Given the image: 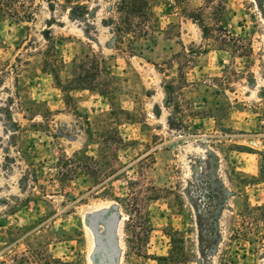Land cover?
Wrapping results in <instances>:
<instances>
[{
	"label": "rangeland",
	"instance_id": "374dc122",
	"mask_svg": "<svg viewBox=\"0 0 264 264\" xmlns=\"http://www.w3.org/2000/svg\"><path fill=\"white\" fill-rule=\"evenodd\" d=\"M19 2L29 21L0 20V264H264L238 216L264 205V0L160 1L121 39L120 0Z\"/></svg>",
	"mask_w": 264,
	"mask_h": 264
},
{
	"label": "trees",
	"instance_id": "16d2710c",
	"mask_svg": "<svg viewBox=\"0 0 264 264\" xmlns=\"http://www.w3.org/2000/svg\"><path fill=\"white\" fill-rule=\"evenodd\" d=\"M160 1L168 2L171 5L170 0H120L115 11L117 14L114 26L116 37L120 38L121 33H129L132 37H147L153 30L152 18L154 14L152 7ZM172 1L185 12L181 5L183 0ZM18 5H20L19 7L22 8V11L18 10ZM31 14L24 2H19V0H0V20L5 16H10L16 22L29 21ZM189 17L195 20L202 28L205 37L208 36L209 29L203 24L201 15H191ZM224 36L236 43L237 48H244L240 38H230L227 33H224ZM261 158V172L264 174V155ZM238 216L240 218L239 225L244 228L245 236L252 234L254 242L262 243L264 229L259 230V227L264 224V205L249 208L245 213H238ZM129 220H133L131 215H129ZM240 232L238 231L237 234H240Z\"/></svg>",
	"mask_w": 264,
	"mask_h": 264
}]
</instances>
